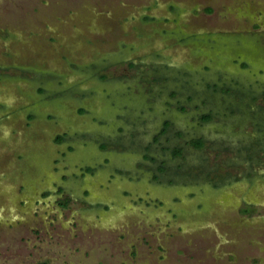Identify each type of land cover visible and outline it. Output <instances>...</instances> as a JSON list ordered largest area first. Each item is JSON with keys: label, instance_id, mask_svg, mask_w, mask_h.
Masks as SVG:
<instances>
[{"label": "rangeland", "instance_id": "1", "mask_svg": "<svg viewBox=\"0 0 264 264\" xmlns=\"http://www.w3.org/2000/svg\"><path fill=\"white\" fill-rule=\"evenodd\" d=\"M42 262L264 264V0H0V264Z\"/></svg>", "mask_w": 264, "mask_h": 264}, {"label": "trees", "instance_id": "2", "mask_svg": "<svg viewBox=\"0 0 264 264\" xmlns=\"http://www.w3.org/2000/svg\"><path fill=\"white\" fill-rule=\"evenodd\" d=\"M207 118V117H206ZM196 144H200L201 143V141H199V140H197V141H194ZM39 264H46V262H42V263H39Z\"/></svg>", "mask_w": 264, "mask_h": 264}]
</instances>
